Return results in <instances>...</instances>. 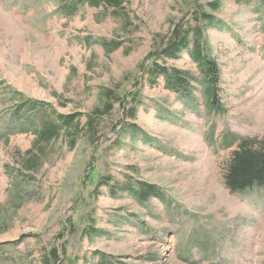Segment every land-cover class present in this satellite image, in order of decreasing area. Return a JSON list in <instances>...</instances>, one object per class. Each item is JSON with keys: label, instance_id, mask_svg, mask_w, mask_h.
<instances>
[{"label": "rangeland", "instance_id": "obj_1", "mask_svg": "<svg viewBox=\"0 0 264 264\" xmlns=\"http://www.w3.org/2000/svg\"><path fill=\"white\" fill-rule=\"evenodd\" d=\"M209 1L123 0L114 14L0 0V264H54V247L62 264H264V187L225 183L238 142H264V0ZM197 3L213 15L188 24L221 69L214 105L192 48L165 61L191 74L189 96L142 70Z\"/></svg>", "mask_w": 264, "mask_h": 264}, {"label": "trees", "instance_id": "obj_2", "mask_svg": "<svg viewBox=\"0 0 264 264\" xmlns=\"http://www.w3.org/2000/svg\"><path fill=\"white\" fill-rule=\"evenodd\" d=\"M64 5L63 10L65 13L75 9L79 3H85L89 6H105L107 9H113V13L119 12L124 9L123 0H60ZM221 0H210L206 7H210L213 11H218L221 7ZM69 9V10H68ZM73 11V10H72ZM191 17L184 22L187 26L184 32H180L181 25H176L170 35L168 45L161 50L152 51L147 61L148 64L142 68L143 75H148L151 82L157 83L159 80L164 81V85L167 89L175 94L181 96H189L193 90V78L188 71L169 67L165 64V61L178 58V54L187 48H192L191 55L194 61L201 68L205 81L207 84V96L210 105H214V99L216 97V90L220 83L221 69L217 60L208 53V40L202 34V29L199 25L193 27L188 24L190 22H198L199 19L211 20L212 14L207 13L202 4L197 3L192 8ZM180 23V22H179ZM159 57H162V63H159ZM135 96L123 99L120 102L123 108V117H136V106H130ZM23 105V104H22ZM35 106V104H33ZM37 105V103H36ZM128 107V108H127ZM52 115V114H51ZM53 116V115H52ZM80 115H58L56 121L60 123V126L71 131L80 125ZM76 123V124H75ZM93 118L91 115L87 118V125L92 127ZM44 126L39 131L37 136L38 141L41 139L50 140L51 136L55 134V125ZM262 143V144H258ZM264 142L258 140L242 139L238 142L237 149L233 152L230 160L226 165L225 170V183L232 192H240L252 189L254 187H264ZM76 144V140L70 141V148H73ZM147 189L146 191H149ZM145 191V192H146ZM144 192V194H145ZM141 194V197L144 195ZM150 193L147 192L146 195ZM156 194V193H155ZM49 258L53 260L54 264H62L59 251L56 247L49 251Z\"/></svg>", "mask_w": 264, "mask_h": 264}]
</instances>
